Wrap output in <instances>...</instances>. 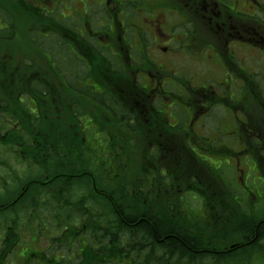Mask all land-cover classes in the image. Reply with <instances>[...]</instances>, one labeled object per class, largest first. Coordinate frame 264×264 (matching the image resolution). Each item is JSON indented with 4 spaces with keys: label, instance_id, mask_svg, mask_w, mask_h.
Masks as SVG:
<instances>
[{
    "label": "trees",
    "instance_id": "16d2710c",
    "mask_svg": "<svg viewBox=\"0 0 264 264\" xmlns=\"http://www.w3.org/2000/svg\"><path fill=\"white\" fill-rule=\"evenodd\" d=\"M50 29L65 36L59 25ZM24 54L0 59V264L223 263L230 260L215 251L244 234L264 243V211L237 204L224 177L185 138L138 131L93 85L76 86L74 119V85L56 59L57 66L42 60L41 69L34 50ZM89 76L75 71L74 80ZM145 172L155 179L148 182ZM149 184L163 191L158 199L148 195ZM185 191L200 195L204 213ZM35 232L50 244L32 251L27 238ZM70 249L73 259L61 255Z\"/></svg>",
    "mask_w": 264,
    "mask_h": 264
},
{
    "label": "flooded vegetation",
    "instance_id": "af4514ba",
    "mask_svg": "<svg viewBox=\"0 0 264 264\" xmlns=\"http://www.w3.org/2000/svg\"><path fill=\"white\" fill-rule=\"evenodd\" d=\"M60 1L0 0V59L25 55L23 42L32 33L48 36L42 13L53 14ZM70 1L72 69L76 60L91 69V78L80 85L98 88L138 131L195 140L213 127L216 139L264 142V0ZM21 15L28 21H20ZM13 22L21 23L14 31ZM42 47L34 45L36 52ZM73 85L68 100L75 119L78 84ZM218 109L224 115L215 116ZM212 117L217 125L208 126ZM250 196L264 200L263 178L254 188L245 185L239 203L254 207ZM204 212L200 206L198 213ZM261 246L262 241L244 234L215 253L229 264H264ZM215 260L209 263H219Z\"/></svg>",
    "mask_w": 264,
    "mask_h": 264
},
{
    "label": "rangeland",
    "instance_id": "374dc122",
    "mask_svg": "<svg viewBox=\"0 0 264 264\" xmlns=\"http://www.w3.org/2000/svg\"><path fill=\"white\" fill-rule=\"evenodd\" d=\"M23 2H24V0H23ZM70 3H71L70 0H65V1L60 2L58 5V8H57V12L55 11V13H54V14L60 15L62 12V14L60 15V19L62 21H66V22L71 21L70 20V12H67V11L63 12L66 9H68ZM19 19H20V21H28L26 18L23 17V15H21L19 17ZM16 28L17 27H13L12 31L16 30ZM57 60L59 62V65L62 67V69H65V68L70 69L69 62L63 61V63H62V61L58 57H57ZM219 113H222V111H219ZM222 115H224V113ZM208 123H209L208 126L209 125L210 126L217 125V122L213 119V117L208 120ZM180 133L181 132H179L178 134H180ZM213 134H214V130H212L210 127H207V129L205 131V137L206 138L204 139V141L207 144H208V142L211 141L210 138H211V136H213ZM231 145L233 146L234 144L231 143ZM200 152H204V151L201 150ZM245 159H246V161L245 160L239 161V159L228 160V161H226V163L231 165V163L233 161L234 166L228 167L227 164H224L222 166V169L224 171V177H226L227 181L233 185L234 190L237 193H240V192L242 193V186L244 184V181L242 179L249 172V169H250V173H255V174L259 173L261 170L257 161L254 158L247 157ZM212 161L213 162H219V160L216 158H213ZM245 162H247L248 165L245 164ZM220 164L221 163L219 162L218 164H214V165L216 166V168H219ZM258 178L259 177H255V175L254 176L248 175V178H247L248 186L250 188H254L256 186V184H258V182H259ZM262 178H264V177H262ZM258 198H259V196H258ZM236 202H237V204H239V202L237 200H236ZM46 223H47V224H45L46 226L51 227L50 222H46ZM48 231L52 232L51 229ZM49 233H48V237L51 234V233L50 234ZM38 236H39L38 232L37 233L35 232V236L28 234L27 243H29V246L31 247L32 251L36 250L37 247L38 248H45L48 244H50V240L45 238V240H47V241H44L43 239H40L41 237L38 238ZM209 264H214V262L209 263ZM233 264H243V263H233Z\"/></svg>",
    "mask_w": 264,
    "mask_h": 264
},
{
    "label": "bare ground",
    "instance_id": "6f19581e",
    "mask_svg": "<svg viewBox=\"0 0 264 264\" xmlns=\"http://www.w3.org/2000/svg\"><path fill=\"white\" fill-rule=\"evenodd\" d=\"M56 56L59 57V58H61V59H66L68 57L66 54L60 53V52L57 53ZM1 192L4 193L5 190L3 189ZM14 198H15V195L14 194H11V195H9V197L6 200H7V202H12V201H14ZM258 225L260 226V223L257 222L255 224V226L258 227Z\"/></svg>",
    "mask_w": 264,
    "mask_h": 264
}]
</instances>
